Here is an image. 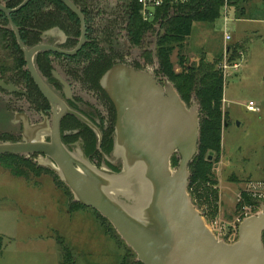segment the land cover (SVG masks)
Listing matches in <instances>:
<instances>
[{
    "label": "water",
    "instance_id": "water-1",
    "mask_svg": "<svg viewBox=\"0 0 264 264\" xmlns=\"http://www.w3.org/2000/svg\"><path fill=\"white\" fill-rule=\"evenodd\" d=\"M29 1L22 0L13 8L0 3V11L8 18L35 74L32 56L47 46L26 49L10 16ZM60 1L80 19V47L84 17L70 0ZM36 81L53 103L52 141L1 143L0 154L45 153L51 159L42 164L59 176L77 202L106 218L142 264H264V205L239 223L237 240L226 243L212 233L187 192L189 166L199 144L200 116L195 101L187 106L170 81H160L146 69L112 65L102 76L101 85L116 110L113 153L120 154L123 169L114 172L104 165L98 168L65 148L57 130L64 107L38 78ZM174 155L178 163L172 169Z\"/></svg>",
    "mask_w": 264,
    "mask_h": 264
},
{
    "label": "rangeland",
    "instance_id": "rangeland-1",
    "mask_svg": "<svg viewBox=\"0 0 264 264\" xmlns=\"http://www.w3.org/2000/svg\"><path fill=\"white\" fill-rule=\"evenodd\" d=\"M116 2L100 0L98 8L102 7L110 14ZM236 2L229 1V6H235ZM118 3L120 7L124 6L123 0H118ZM222 9L213 23L194 22L190 36L181 42V49L175 46L171 54L165 57L174 73L181 71L180 57H183L184 63L193 65L201 58L214 61L223 53ZM170 14H174L172 10ZM153 27L140 41H130V65L141 66L160 81L162 78L170 81L169 72L160 71L156 54L157 39L164 34L165 28L157 23ZM230 28L228 23L226 30ZM257 29L260 35L249 33L248 37L252 38L246 42L239 68L230 71L223 83L224 107L230 115L221 132L220 157L229 156L230 163L226 166L214 162L211 177L205 181L196 179L190 183V172L187 192L207 225L215 217L227 225L235 222L240 214V206L236 203L238 190L250 180H264V24L258 25ZM231 43L232 39L226 45ZM124 44L125 48V41ZM249 99L256 102L259 107L257 112L245 109L244 104ZM192 101H195L193 96L190 103ZM6 159L8 157L0 156V236H16L17 239L11 248L6 247L15 249L14 253H2L1 256L0 251V264H60L57 236L65 238L77 264H120L126 249L132 251L101 214L75 203L77 201L72 192L54 171L42 166L37 168V175L29 173V180H24L11 174L4 163ZM109 160L114 170L115 166L118 167L114 172L123 169L118 152H112ZM175 167L172 166V169ZM215 167H219L218 170ZM103 171L110 172L106 169ZM260 205H264V202H260ZM40 235L50 238L49 250L54 254L49 252L47 258L41 256L38 245L41 242L33 241ZM2 242L3 239H0V245Z\"/></svg>",
    "mask_w": 264,
    "mask_h": 264
},
{
    "label": "flooded vegetation",
    "instance_id": "flooded-vegetation-1",
    "mask_svg": "<svg viewBox=\"0 0 264 264\" xmlns=\"http://www.w3.org/2000/svg\"><path fill=\"white\" fill-rule=\"evenodd\" d=\"M70 1L85 21L80 47V19L60 0V5L53 0H41L27 17L20 15L18 25L13 22L26 49L47 46L32 56L35 74L28 67L9 21L8 25L0 23V28L9 29L14 36V40L0 42L5 51L9 47L8 64L0 62V144L51 143L54 107L40 89L38 78L64 107L57 130L65 148L78 153L76 157L83 155L98 168L105 165L115 171L109 155L115 140L116 110L102 88L101 79L116 63L130 66L125 17L118 0L110 14L98 8L100 0ZM105 14L109 17L105 18ZM18 154L41 166H45L43 160L51 159L37 151Z\"/></svg>",
    "mask_w": 264,
    "mask_h": 264
},
{
    "label": "trees",
    "instance_id": "trees-1",
    "mask_svg": "<svg viewBox=\"0 0 264 264\" xmlns=\"http://www.w3.org/2000/svg\"><path fill=\"white\" fill-rule=\"evenodd\" d=\"M21 1L0 0L8 8L15 7ZM39 1L41 0H31L19 11L12 13L11 18L13 22L18 25L20 15L27 17L29 11L38 8L34 4ZM53 1L60 5L58 0ZM78 1L76 0V2ZM123 2L124 6H121V9L125 17L126 32L128 33L130 41H140L141 37L154 29L153 26L156 23L165 28L164 34L157 39L156 54L159 59V69L165 73L169 72L168 78L186 105L190 103V99L193 96V99L199 106V145L198 153L189 166L191 170L190 183L195 182L196 179L205 181L211 177L212 164L218 162L220 159L221 132L224 124L227 122V116L222 110L224 79L218 68L222 53L214 61H207L201 58L197 64L193 65L184 63L183 57H180L179 64L181 71L178 73H174L171 70V65L166 62L165 57L171 54L175 46L181 49V42L184 38L190 36L194 22L213 23L220 16L224 0H188L185 3L174 4L172 7H164L157 12L154 20L151 22L142 20L138 11L137 0H123ZM63 6L61 4V7ZM171 10L174 14H170ZM0 23L8 25V20L2 12H0ZM9 40H14L12 32L9 29L0 28V42H7ZM227 48L231 52L230 62L239 60V50L245 52L243 46L238 43L228 44ZM8 52L9 47L5 51L4 47L0 46V62L3 64H8L9 62L7 60L9 56ZM133 66L142 68L137 64ZM210 152L212 153L211 158L208 159ZM0 156L8 157L4 163L10 169L11 174L24 180H29V173L37 175L38 169L42 167L19 154H0ZM20 165H22L21 168ZM171 165H177L175 155L171 158ZM115 170H118V168H115ZM65 187L68 186L65 185ZM245 200L248 203L256 202L248 196H245ZM75 203L84 206L79 202ZM91 209L96 211L93 208ZM56 241L60 248V264H77L74 252L68 246L65 238L63 236H57ZM262 242L264 245V232L262 233ZM120 264L142 263L136 259L134 252L128 248Z\"/></svg>",
    "mask_w": 264,
    "mask_h": 264
},
{
    "label": "built area",
    "instance_id": "built-area-1",
    "mask_svg": "<svg viewBox=\"0 0 264 264\" xmlns=\"http://www.w3.org/2000/svg\"><path fill=\"white\" fill-rule=\"evenodd\" d=\"M188 0H137L138 11L142 20L151 22L154 20L157 12L164 7H172L174 4L185 3ZM229 1L224 0L223 5V22H224V32L223 38L227 43L231 36L226 30V24L229 20L228 18V6ZM231 52L227 45L223 48L222 57L218 63V68L220 69L223 79L228 76L230 71H236L241 61L244 57V52L242 50L238 51L239 60L235 62H230ZM245 107L248 111L257 112L259 107L256 102L253 100H248L245 104ZM219 167L214 169L218 170ZM245 196H248L254 199L255 203H248L245 200ZM260 202H264V180L253 181L250 180L244 184V187H241L236 193V203L240 206V214L235 218V222L227 225L226 222H222L219 218L215 217L209 223V228L212 233L216 236L217 239L223 240L226 243H233L237 240L238 237V226L244 218L258 213L261 208Z\"/></svg>",
    "mask_w": 264,
    "mask_h": 264
},
{
    "label": "crops",
    "instance_id": "crops-1",
    "mask_svg": "<svg viewBox=\"0 0 264 264\" xmlns=\"http://www.w3.org/2000/svg\"><path fill=\"white\" fill-rule=\"evenodd\" d=\"M228 8L229 9L227 11L228 13L227 15L229 20L227 24L230 23L231 25V28L228 29V33L230 34L233 43L241 44L243 48L246 50V42L250 40L248 38H252V37H248L249 33H252V35L254 36H259L260 33H258L259 30L257 29V27L260 24H264V0H237L235 6L231 5L228 6ZM223 42H224L223 44V48H224L225 45L227 44L224 41V38H223ZM224 100L225 99L223 96L222 110L224 114L227 116V118H229L230 114L224 107V102H225ZM226 125L227 123L224 124V126ZM221 141H222V137H221ZM218 163H222L223 165L225 164L227 166L230 163L229 156H221ZM0 239H3L4 241L0 245V251H2L1 256L2 253L12 254L15 252V249L14 250L6 249V247L8 248L12 247V243L17 239L16 236L4 235V236H0ZM49 239H50L49 236H45V235H40L33 239V241H35L36 243L41 242V244L38 245L41 252V256L43 258H47L49 252H52V254H54L53 251L49 250V246H50L48 243ZM40 245L43 246V248H41ZM53 258L55 259V255H53Z\"/></svg>",
    "mask_w": 264,
    "mask_h": 264
}]
</instances>
